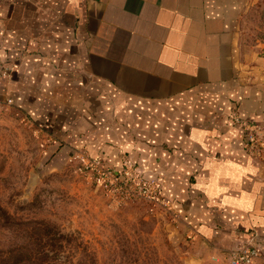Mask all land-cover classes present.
Segmentation results:
<instances>
[{
	"label": "crops",
	"instance_id": "obj_1",
	"mask_svg": "<svg viewBox=\"0 0 264 264\" xmlns=\"http://www.w3.org/2000/svg\"><path fill=\"white\" fill-rule=\"evenodd\" d=\"M253 0H0V104L66 159L128 156L168 202L169 235L210 253L264 249V163L233 122L264 123V56L243 47Z\"/></svg>",
	"mask_w": 264,
	"mask_h": 264
},
{
	"label": "rangeland",
	"instance_id": "obj_2",
	"mask_svg": "<svg viewBox=\"0 0 264 264\" xmlns=\"http://www.w3.org/2000/svg\"><path fill=\"white\" fill-rule=\"evenodd\" d=\"M240 41L264 56V0H253L242 16ZM60 147L40 122L0 104V264H233L235 247L210 253L202 244L172 240L168 202L160 195L104 188ZM28 221H44L64 237L46 245ZM44 245L53 259H32ZM248 264H264V249Z\"/></svg>",
	"mask_w": 264,
	"mask_h": 264
},
{
	"label": "built area",
	"instance_id": "obj_3",
	"mask_svg": "<svg viewBox=\"0 0 264 264\" xmlns=\"http://www.w3.org/2000/svg\"><path fill=\"white\" fill-rule=\"evenodd\" d=\"M233 122L241 124L245 131L244 150L259 159L263 147L261 122H241L237 117L233 119ZM67 161L89 173L96 183L104 188L132 186L149 198L159 199V186L156 181L143 178L138 168L126 155H122L118 169L109 167L102 156L90 157L84 151H74L68 156ZM259 252L257 236L253 233L244 244L235 247L229 253V260L233 264H248L259 255Z\"/></svg>",
	"mask_w": 264,
	"mask_h": 264
},
{
	"label": "trees",
	"instance_id": "obj_4",
	"mask_svg": "<svg viewBox=\"0 0 264 264\" xmlns=\"http://www.w3.org/2000/svg\"><path fill=\"white\" fill-rule=\"evenodd\" d=\"M25 224L27 225L31 224V229L34 232V235H36L40 241H44L46 245H49V242L51 243H54L56 241L60 242L61 239L64 237L63 234L58 229H54L50 224L44 221H33V222L28 221L25 222ZM46 245H44L43 249L41 248L38 251V253L32 257V259L41 258V261L43 260L44 262H48L52 260L54 256H52V254L49 253V250H46L45 248Z\"/></svg>",
	"mask_w": 264,
	"mask_h": 264
}]
</instances>
